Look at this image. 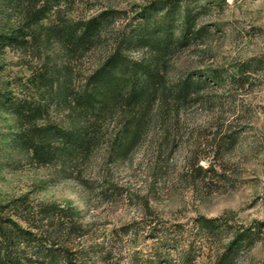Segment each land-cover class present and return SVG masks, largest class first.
Listing matches in <instances>:
<instances>
[{"label":"rangeland","instance_id":"rangeland-1","mask_svg":"<svg viewBox=\"0 0 264 264\" xmlns=\"http://www.w3.org/2000/svg\"><path fill=\"white\" fill-rule=\"evenodd\" d=\"M3 5L0 25L10 20L7 27L19 26L24 6L14 9L9 0ZM60 7L61 15L75 20L108 11L112 23L98 48L71 62L59 46L41 58L20 49L0 51V204L21 198L38 210L63 208L50 211L56 219L63 213L76 221L70 242L99 254L87 264H145L159 254L172 264H218L228 232L264 222V0H63ZM187 7L199 13L195 36L167 57L168 95L156 100L147 130L124 154L120 139L133 135L147 110L135 105L133 83L125 87L120 75L124 89L99 98L93 112L74 110L72 100L80 99L115 41L126 39L133 65L148 63L147 52L158 51L156 40L170 39L168 32L181 37L179 19ZM148 8L155 10L151 39L140 41L148 31L142 26ZM168 10L173 12L165 21ZM64 62L68 72L55 82H67V90L54 95L40 74L64 71ZM189 79L197 84L183 89ZM12 99L50 103V117L39 123L88 129L93 150L38 163L18 142L22 123ZM201 216L233 228L209 240L200 256L185 259ZM262 237L234 264H264Z\"/></svg>","mask_w":264,"mask_h":264},{"label":"trees","instance_id":"trees-1","mask_svg":"<svg viewBox=\"0 0 264 264\" xmlns=\"http://www.w3.org/2000/svg\"><path fill=\"white\" fill-rule=\"evenodd\" d=\"M7 1L0 0V6L4 8L3 4ZM23 1L9 0V4H12L14 9L23 5L25 15L21 17L20 25L17 27L10 25L7 27L10 20L0 25V51L7 48L20 49L26 52L31 51L34 56L41 58L44 52L50 55L51 48L59 46L65 60L71 62L74 57L98 48L104 40L106 29L112 23V15L108 11L75 20L61 15L60 6L63 0H27L25 4H22ZM179 3L176 7H179ZM172 12L168 10L165 21ZM174 12L181 15L180 11ZM154 13L155 10L148 8L142 14L144 29L151 26ZM51 15L55 17L52 18ZM182 16L183 18L180 16L179 19L181 37H175L170 31L171 23L168 21L167 26L170 32L167 36L170 39L156 40L159 50L150 49L147 52L151 55L148 63L142 59L139 62L133 61L132 65L130 58L125 55L126 39L115 41L114 48L106 53L103 61L88 76L80 92V99L72 100L74 110L80 108L85 112H93L99 98L106 100L107 93L111 94L124 89L121 87L120 75L125 78V87L133 83L131 92L134 96L132 98L136 99L135 105L141 103L147 110L137 120L138 127L133 135L130 136L128 132L120 139L119 148L124 154L135 146L147 130L146 118L152 113L156 100L168 95L165 69L167 57L195 36L194 28L199 13L187 7ZM161 31L162 29H158L155 33H161ZM147 32L140 41L151 39L149 29ZM63 65L64 71L53 69L50 74L48 71L47 76L45 73L40 74L42 86L47 87L49 93L54 92V95L59 88L63 91L67 90V82L61 83V87H58L55 82L61 80L68 72V63L64 62ZM194 84H197V81L189 79L183 89L191 88ZM10 103L14 114L22 123L18 142L33 152L34 159L38 163L50 164L62 159L66 161L73 156L93 150L95 140L88 129L39 123L50 117V103L43 104L42 101L34 102L28 99H12ZM127 138L129 141L126 143ZM201 168L204 169L202 166ZM212 169L213 166L210 165L205 171ZM47 210L49 212L46 209L31 208L27 205L26 199L21 198L0 204V264H87L93 257L99 256L95 251L90 255L91 250L76 249V245L70 242L72 239L69 238L73 236L77 228L76 221L63 213L56 219V214L52 212H63V208L53 205ZM50 212L53 214L52 217H47L45 214ZM45 227L50 229L46 230ZM232 228L227 223H221V218L198 217L192 228L196 233H191V236L194 234L193 240L196 243L193 241L189 243L185 259H190L193 254H195L194 257L200 256L209 240L220 237L223 232ZM228 233L227 245L217 256L218 264H234L242 253L262 240L264 222H257L247 228L240 227ZM145 264L172 263L168 255L159 254L156 262L149 261Z\"/></svg>","mask_w":264,"mask_h":264}]
</instances>
